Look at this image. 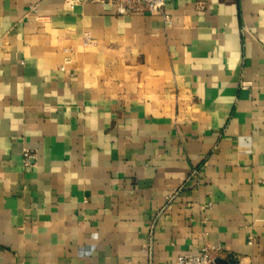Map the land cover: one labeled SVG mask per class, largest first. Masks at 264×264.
I'll use <instances>...</instances> for the list:
<instances>
[{
  "label": "crops",
  "instance_id": "0c3cea01",
  "mask_svg": "<svg viewBox=\"0 0 264 264\" xmlns=\"http://www.w3.org/2000/svg\"><path fill=\"white\" fill-rule=\"evenodd\" d=\"M164 13L0 0V264H264V0Z\"/></svg>",
  "mask_w": 264,
  "mask_h": 264
},
{
  "label": "built area",
  "instance_id": "2783aa9c",
  "mask_svg": "<svg viewBox=\"0 0 264 264\" xmlns=\"http://www.w3.org/2000/svg\"><path fill=\"white\" fill-rule=\"evenodd\" d=\"M115 9L120 14L130 12H146L149 14H161L167 20L164 13L165 0H97ZM31 155L28 151L23 153V164L28 165ZM196 171H194V174ZM223 250L218 244L205 243L198 253H183L177 256L175 264H216Z\"/></svg>",
  "mask_w": 264,
  "mask_h": 264
},
{
  "label": "water",
  "instance_id": "95a60500",
  "mask_svg": "<svg viewBox=\"0 0 264 264\" xmlns=\"http://www.w3.org/2000/svg\"><path fill=\"white\" fill-rule=\"evenodd\" d=\"M216 264H227V263H234V259L230 258L229 261H226L224 259L216 258L215 260Z\"/></svg>",
  "mask_w": 264,
  "mask_h": 264
}]
</instances>
